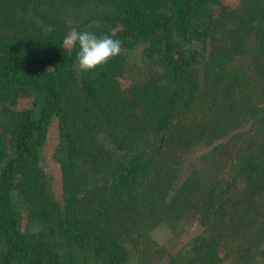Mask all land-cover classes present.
<instances>
[{
    "label": "rangeland",
    "instance_id": "1",
    "mask_svg": "<svg viewBox=\"0 0 264 264\" xmlns=\"http://www.w3.org/2000/svg\"><path fill=\"white\" fill-rule=\"evenodd\" d=\"M242 3L243 0L210 3L204 17L203 13L197 17L204 22V40L185 41L173 27L179 50L198 51L194 67L199 96L179 108L166 126L160 128L153 121L133 138L129 149H113L115 162L110 166L103 165L94 151L82 152L76 158L77 165H69L68 182L65 181L61 160L69 159L64 150L66 143L60 118L51 119L40 166L59 213L38 202H19L18 206L22 230L42 239L52 249L57 264H108L115 243L126 251L123 264H169L182 249L210 234L201 220L203 194L185 188L195 170L202 181L206 180L204 184L216 188L223 185L225 218L234 220L245 205L252 203L243 227L228 232L219 244L223 264H240L239 248L249 245V264H264V239L256 238L264 223V173L261 188L253 195L251 184L262 180L240 171L251 154H258L264 161V23L259 30L239 26L229 16V10H239ZM60 6L45 5L26 14L21 11L10 20L0 15V46L27 49L56 22L69 30L84 22L86 26L99 24V13L110 8L111 3L71 0ZM90 7L97 12H90ZM162 45L159 43L156 50L149 41H138L131 47L122 45L124 70L117 77L121 91L130 93L137 85L153 80L164 93L168 77ZM72 66L81 78L85 71L79 69L78 61ZM106 93V88L101 87L98 100L104 109H110ZM35 100V92L28 88L0 101V135L12 113L34 107ZM98 140L112 146L105 132L98 133ZM135 161L140 164L137 185L118 190V173ZM155 201L162 202L159 217L151 225L131 227L124 233V211L132 206L147 207ZM68 204L72 214L80 215L82 223L92 227L87 247L72 241ZM42 207L50 214L41 212ZM101 241L108 247L102 252L97 250ZM3 250L0 242V254Z\"/></svg>",
    "mask_w": 264,
    "mask_h": 264
},
{
    "label": "trees",
    "instance_id": "2",
    "mask_svg": "<svg viewBox=\"0 0 264 264\" xmlns=\"http://www.w3.org/2000/svg\"><path fill=\"white\" fill-rule=\"evenodd\" d=\"M69 1L0 0V15L10 20L21 11L26 14L45 5L61 7ZM92 1L95 4L97 0ZM109 1L111 7L98 15L101 23L86 26L84 22L74 29L87 30L97 36L108 35L120 40L125 47H131L138 41H149L152 50H156L162 43L168 77L165 91L163 93L153 80L137 85L130 93L121 91L117 83V77L124 70L121 55L93 72L82 73L78 78L72 65L77 60L79 45L71 53L63 48V40L71 30L61 22H56L54 27L36 37L27 49L0 46V101L28 88L36 94L34 107L12 113L0 135V242L4 247L0 264H57L52 249L42 239L22 230L18 206L19 202H38L44 208H55L59 213V206L40 166L41 151L53 117L60 118L66 143L64 150L69 159H62L61 164L67 181L80 153L94 151L103 165L110 166L115 162L113 149H129L133 138L153 121H157L160 128L166 126L179 108L190 105L199 96V80L194 67L198 51L179 50L173 27L185 41L204 40L207 37L206 30L201 28L204 22L198 21L197 17L202 13L204 17V9L216 0ZM90 12L97 11L90 7ZM229 16L239 26L259 30L264 23V0H243L239 10H229ZM101 87L107 90L105 96L110 109H104L99 103ZM99 132L108 135L111 147L98 140ZM262 164L261 156L251 154L241 165L242 173L256 175L262 180L251 184L253 195L263 182ZM139 172L137 161L125 165L116 179L118 190L126 191L136 186ZM197 174L195 170L185 182V188L203 194L201 220L210 234L182 249L169 264H223L220 242L231 230L243 227L247 212L252 209V203H249L234 220L225 218L223 185L216 188L204 184L206 180L202 181ZM71 199L69 197V201ZM160 203L150 202L143 208L128 207L121 216L123 232L128 233L131 227L151 225L159 217ZM70 209L69 205L67 221L71 226L72 241H79L87 247L92 227L83 224L80 215L72 214ZM41 212L50 214L43 207ZM256 238L264 239V223ZM250 247L239 248L238 263L249 264L252 258ZM107 249L104 241L97 245L100 252ZM110 253L108 264H123L126 260V251L118 243Z\"/></svg>",
    "mask_w": 264,
    "mask_h": 264
},
{
    "label": "clouds",
    "instance_id": "3",
    "mask_svg": "<svg viewBox=\"0 0 264 264\" xmlns=\"http://www.w3.org/2000/svg\"><path fill=\"white\" fill-rule=\"evenodd\" d=\"M79 45L78 67L85 72H93L104 66L113 57L122 53V42L108 35L97 36L90 31L71 30L63 40V48L69 53Z\"/></svg>",
    "mask_w": 264,
    "mask_h": 264
}]
</instances>
